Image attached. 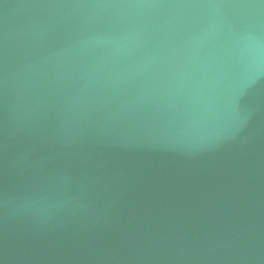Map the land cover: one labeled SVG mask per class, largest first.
Listing matches in <instances>:
<instances>
[{
    "label": "water",
    "instance_id": "obj_1",
    "mask_svg": "<svg viewBox=\"0 0 264 264\" xmlns=\"http://www.w3.org/2000/svg\"><path fill=\"white\" fill-rule=\"evenodd\" d=\"M0 264H264V0H0Z\"/></svg>",
    "mask_w": 264,
    "mask_h": 264
}]
</instances>
